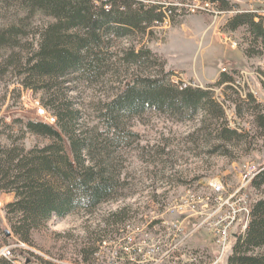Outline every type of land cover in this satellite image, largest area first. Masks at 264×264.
<instances>
[{
    "label": "rangeland",
    "instance_id": "1",
    "mask_svg": "<svg viewBox=\"0 0 264 264\" xmlns=\"http://www.w3.org/2000/svg\"><path fill=\"white\" fill-rule=\"evenodd\" d=\"M140 1L156 5L162 20L152 22L143 32L109 39L115 64L97 79L76 75L63 85L79 111V130L95 141L96 160L102 159L99 153L109 152L122 185L112 200L92 213L77 211L48 221L34 233L31 245L12 235L3 211L12 197L0 193V227L8 238L2 246L13 245L14 258L20 264H228L238 229L234 224L229 240L220 244L216 240L220 221L232 214L234 202L244 194L250 206L264 197V183L252 185L264 167V130L256 122L258 111L264 113V83L255 80L254 90L246 93L253 102L242 101L245 97L233 87L241 69L250 70L244 81L245 86H252L251 71L259 70L264 56L260 46L252 48V56L244 53L251 48L244 27L224 29L236 12H264V0H228L226 9L221 8V1ZM0 12H6L0 19L2 25L11 22L17 11L11 4ZM49 19L38 15L30 22L35 27ZM129 45L149 50L150 65L119 63L118 56ZM6 54L0 51V118L8 122L15 116L43 120L38 112L42 91L22 86L21 76L12 69L1 72ZM222 72L231 76L228 84L217 83ZM148 74L165 76L172 87L192 86L210 92L223 116L217 118L200 109L192 117L180 118L170 111L147 109L122 114L117 123H110L106 105L123 83ZM259 74L264 78V71ZM225 125L240 136L231 140L220 137L217 130ZM31 142L29 137L26 144ZM243 166H254L256 175L252 172L244 180ZM213 183H220L222 191L213 192ZM115 212H121L118 218L122 220L108 228L114 231L95 234L94 228L103 227L107 216ZM226 233L224 228L222 234ZM99 237L103 239L95 258L84 263L82 249L88 240Z\"/></svg>",
    "mask_w": 264,
    "mask_h": 264
},
{
    "label": "trees",
    "instance_id": "2",
    "mask_svg": "<svg viewBox=\"0 0 264 264\" xmlns=\"http://www.w3.org/2000/svg\"><path fill=\"white\" fill-rule=\"evenodd\" d=\"M209 1H221L222 9L229 8L228 0ZM11 4L17 11L14 19L0 24V51L8 53L1 72L12 69L21 76L22 86L42 91L39 104L54 118L53 124L21 116L10 122L0 118V193L12 197L3 205L4 217L12 235L31 245L34 233L48 221L77 211L92 213L112 200L122 185L109 152L99 153L102 159L96 160L95 141L79 130V111L67 98L64 83L75 80L76 75L97 79L110 70L115 63L108 50L109 39L143 32L152 22L161 21L163 13L140 0H0V11ZM168 11L172 13V8ZM5 13L0 12V19ZM38 15L50 19L34 27L30 19ZM238 27H244L247 34L251 47L244 49L247 56L254 55L252 48L264 47V27L252 12H236L224 29ZM117 60L146 68L149 50L129 45ZM230 79L222 72L217 83L228 84ZM241 100L254 101L251 95ZM147 109L170 111L180 118L192 117L200 109L217 118L223 116L210 92L192 86L172 87L165 76L150 74L126 80L106 105L105 115L110 123H117L122 114ZM256 122L264 130V113L258 111ZM217 131L226 140L240 136L228 125ZM29 137L33 143L27 145ZM256 174L252 185L259 187L264 183V167ZM119 214L108 215L104 226L99 224L94 233L105 236L113 232L108 228L119 224ZM102 239L88 240L81 252L84 263L95 258ZM7 242L0 227V247ZM0 264L13 263L0 257ZM228 264H264V197L251 204L247 225L236 236Z\"/></svg>",
    "mask_w": 264,
    "mask_h": 264
},
{
    "label": "built area",
    "instance_id": "3",
    "mask_svg": "<svg viewBox=\"0 0 264 264\" xmlns=\"http://www.w3.org/2000/svg\"><path fill=\"white\" fill-rule=\"evenodd\" d=\"M205 5V7L208 6L209 2L205 1L203 3ZM193 11V9H192ZM256 14L254 15V19L256 21H259L262 26L264 27V12H255ZM262 50V54L264 56V47H261ZM264 59V57H263ZM264 61V60H263ZM244 71H250L247 69H241L239 71L238 77L235 80V84L233 85V87H235L237 89V91L239 92V94L242 97H246V93H251V91L254 90L255 86V80L261 84L264 83V78H259V71H264V63L262 64V66L259 68V70H257L256 72H252L251 71V76L254 77V84H252V86H245V81H244ZM40 105V104H39ZM38 112L40 114H42V116L44 117L43 121L49 123V124H53L54 123V118L48 114L46 112V110L40 105V108H38ZM52 122H50V121ZM252 170H256V168L253 166H243V168L241 169V172H243V179L246 180L248 179V177L250 178L252 175ZM211 188L213 190V192H217L219 193L220 191H222L223 187L220 183H213L210 184ZM249 213H250V204H249V198L248 196H246L244 194L243 197H240L238 199H236V202H234V206H232V214L230 216H226L224 217L221 221L220 224L218 225V229L216 230V240L218 243L222 244V241H227L229 240L230 234L232 235L231 232V227H233V225H237V229L238 232L237 234L240 233V229L242 228V225H247L248 219H249ZM224 228L227 229V233L225 235H223V231ZM14 247L13 245H6V246H2L0 248V257H4L6 259H11L14 258ZM13 264H20V261L16 258H14V260H12Z\"/></svg>",
    "mask_w": 264,
    "mask_h": 264
},
{
    "label": "bare ground",
    "instance_id": "4",
    "mask_svg": "<svg viewBox=\"0 0 264 264\" xmlns=\"http://www.w3.org/2000/svg\"><path fill=\"white\" fill-rule=\"evenodd\" d=\"M248 71H244V78H248L247 76L249 75V73H247ZM259 78H263V77H261V75L259 74ZM247 80V79H246ZM248 83L246 82L245 83V85H247ZM254 170H252V172H253ZM256 173V171L255 172H253V174H255ZM252 174V175H253ZM253 177V176H252ZM244 226V228L242 227V229L240 230V233H242L243 231H244V229H245V227H246V225H243Z\"/></svg>",
    "mask_w": 264,
    "mask_h": 264
},
{
    "label": "water",
    "instance_id": "5",
    "mask_svg": "<svg viewBox=\"0 0 264 264\" xmlns=\"http://www.w3.org/2000/svg\"><path fill=\"white\" fill-rule=\"evenodd\" d=\"M5 233L8 235V234H10V232L8 231V230H5Z\"/></svg>",
    "mask_w": 264,
    "mask_h": 264
},
{
    "label": "crops",
    "instance_id": "6",
    "mask_svg": "<svg viewBox=\"0 0 264 264\" xmlns=\"http://www.w3.org/2000/svg\"><path fill=\"white\" fill-rule=\"evenodd\" d=\"M9 196V195H8Z\"/></svg>",
    "mask_w": 264,
    "mask_h": 264
}]
</instances>
